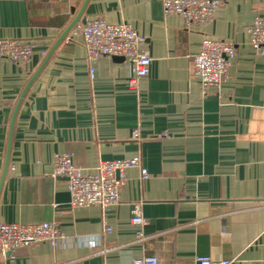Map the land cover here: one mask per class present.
<instances>
[{
    "label": "crops",
    "instance_id": "obj_1",
    "mask_svg": "<svg viewBox=\"0 0 264 264\" xmlns=\"http://www.w3.org/2000/svg\"><path fill=\"white\" fill-rule=\"evenodd\" d=\"M81 9L145 37L151 62L137 92L121 57L89 63L69 31L52 49ZM258 15L264 0H222L207 23L186 29L160 0H0V38L32 46L24 62L0 56V222L57 219L63 233L0 264H131L145 254L159 264H264V54L246 31ZM204 36L236 47L218 88L202 89L193 74ZM57 152L84 170L140 154L148 176L125 169L109 231L99 205L69 207L65 178L50 174ZM135 202L146 218L141 240Z\"/></svg>",
    "mask_w": 264,
    "mask_h": 264
},
{
    "label": "built area",
    "instance_id": "obj_2",
    "mask_svg": "<svg viewBox=\"0 0 264 264\" xmlns=\"http://www.w3.org/2000/svg\"><path fill=\"white\" fill-rule=\"evenodd\" d=\"M164 14L175 13L183 19L184 27L192 29L207 23L222 0H160ZM250 46L255 52L264 54V15L253 18L247 26ZM69 40L79 41L85 51L86 60L92 63L102 56H117L128 62L131 74L127 86L138 91V80L148 74L151 57L144 47L145 37L129 23L107 22L101 16H91L84 21H76L68 35ZM32 46L17 38H0V56L13 62H24L30 58ZM236 55L235 44L225 38L204 36L199 50L192 55L194 77L202 89L218 88L226 76L231 61ZM92 72V67H90ZM133 135L138 138L137 130ZM52 177H64L69 193L70 208L97 204L101 208L103 224L106 223L107 210L120 202L119 188L124 184L125 169L137 167L140 179L148 176L142 165L139 153L120 159L99 160L90 170L76 167L69 152L54 154L51 165ZM130 221L137 227L136 238L143 239V226L146 218L141 213L140 202L131 208ZM110 227L104 225L103 231ZM60 222L50 219L38 222H0V255L5 256L16 248L38 246L41 243L51 245L62 238ZM88 245L93 247L95 239L90 238ZM228 259H213L210 256H196V264H229ZM131 264H159L155 255H142ZM174 264H181L175 262Z\"/></svg>",
    "mask_w": 264,
    "mask_h": 264
},
{
    "label": "water",
    "instance_id": "obj_3",
    "mask_svg": "<svg viewBox=\"0 0 264 264\" xmlns=\"http://www.w3.org/2000/svg\"><path fill=\"white\" fill-rule=\"evenodd\" d=\"M84 1H86V0H84ZM81 12H82V9L77 13V15L69 22V24L65 27V29L61 32V34L58 36V38L56 39V41L54 42V44H53V47H52V49L57 45V43L60 41V40H62V39H64V37H65V35L67 34V32L71 29V27H72V25L76 22V21H78V20H80V21H84V18H81ZM51 49V50H52ZM24 93V92H23ZM23 93H22V95H23ZM7 254H9V253H7Z\"/></svg>",
    "mask_w": 264,
    "mask_h": 264
}]
</instances>
